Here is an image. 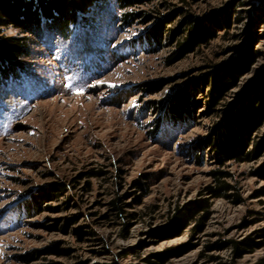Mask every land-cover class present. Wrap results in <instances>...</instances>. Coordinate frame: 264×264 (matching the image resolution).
<instances>
[{"label":"rangeland","instance_id":"1","mask_svg":"<svg viewBox=\"0 0 264 264\" xmlns=\"http://www.w3.org/2000/svg\"><path fill=\"white\" fill-rule=\"evenodd\" d=\"M166 1L171 5L141 7L152 18L129 27L115 1L79 12L67 35L45 17L39 37L2 27L0 37H27L30 55L0 82V264H264V196L256 197L264 178L253 173L264 163V151L258 159L221 167L243 199L235 203L206 194L215 182L209 171L219 163L203 145L264 70V0ZM180 6L205 21L232 6L241 19L169 63L176 48L170 28L183 14L162 32L161 45L143 35ZM249 16H257L251 31ZM250 39L255 63L211 108L192 84ZM187 88L198 102L194 117L174 121L167 109ZM136 179L146 180L147 193L134 185ZM60 182L66 191L55 197L50 190ZM35 196L39 205L29 213ZM117 197L122 216L112 209ZM196 201L210 204L203 231L191 238V221L179 235L153 234ZM247 236L261 244L242 257L232 255L231 247L207 248ZM187 241L193 244L188 250L148 261Z\"/></svg>","mask_w":264,"mask_h":264},{"label":"trees","instance_id":"2","mask_svg":"<svg viewBox=\"0 0 264 264\" xmlns=\"http://www.w3.org/2000/svg\"><path fill=\"white\" fill-rule=\"evenodd\" d=\"M110 1H115L123 10L119 19L126 27L132 26L138 19L147 22L152 18L141 8L145 5L156 1L163 6L171 5L166 0H0V32L4 26H14L39 37L41 19L45 17L52 29L62 35H67L69 26L76 23L79 12L85 13L95 4L104 7ZM178 1L184 4L189 3V0ZM193 1L197 2L198 0ZM232 9V6L220 8L210 21H205L194 13L185 10L183 6L173 7L170 13L163 16L154 27L143 35V38L150 41L151 44L161 45L162 32L166 30L169 24L177 20L179 15L183 14L176 27L170 28V36H167L171 42L176 43L173 54L168 57V62L173 63L187 52L194 51L202 44H207L216 38L218 31L223 28H230L234 20H240L241 16L234 15ZM249 17L251 21L248 23L247 31H251L255 24L253 19L257 18V16H254L255 18ZM178 36H182V40H178ZM27 39V37H0V82L17 69L23 56L30 55ZM251 39L243 47L233 46V49L238 53L236 56L225 63L214 65L208 73L198 77L192 84L194 89L199 88L202 94H205L211 108L221 103L228 92L238 86L240 78L251 70L256 60ZM188 89L179 92L167 109V115L174 121L186 120L188 115L189 118L194 117L198 102L195 94H189ZM242 94V98H239L236 105L224 111L222 122L212 129L211 134L206 137L203 143L212 149L213 157L219 163V167L209 171L215 182L206 186V194L212 198L230 199L235 203L241 202L243 199L236 190L237 186L228 180L232 174L221 167L229 161L241 163L258 159L264 151V132L260 133L264 126V70L260 71L258 79L246 87ZM157 126L158 124L155 125V127ZM93 173L96 174V172ZM253 173L264 178V163L254 169ZM142 177L148 179V174H144ZM87 184L89 185V183ZM134 185L143 192H148L146 180L136 179ZM65 191V184L60 182L50 190V194L59 197ZM46 192H43V195ZM260 196H264V187L256 190V197ZM111 204L116 216H122L124 213L122 198L113 199ZM38 205V197L35 196L27 205L28 212L36 210ZM130 216H133V213ZM210 216V204L196 201L194 205H189L183 209L179 208L172 222L169 225L153 229V234L161 239L170 238L181 234L193 221L195 225L190 236L192 238L196 232L205 229ZM124 230H128V225L125 226ZM260 244L261 242L247 236L238 241L226 239L220 242H212L207 245V248L210 250L218 247H231L232 255L242 257L247 251H251ZM192 245L189 241L180 243L165 249L163 252L151 254L148 261H150L151 256L164 260L166 257L188 250ZM150 264L154 263L150 261Z\"/></svg>","mask_w":264,"mask_h":264}]
</instances>
